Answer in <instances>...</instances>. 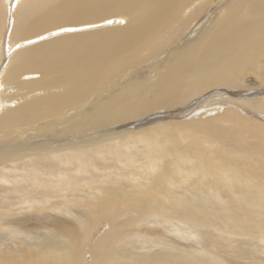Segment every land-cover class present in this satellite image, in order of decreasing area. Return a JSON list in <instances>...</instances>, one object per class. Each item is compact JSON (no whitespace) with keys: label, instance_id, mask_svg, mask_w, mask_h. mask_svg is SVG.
I'll use <instances>...</instances> for the list:
<instances>
[{"label":"bare ground","instance_id":"1","mask_svg":"<svg viewBox=\"0 0 264 264\" xmlns=\"http://www.w3.org/2000/svg\"><path fill=\"white\" fill-rule=\"evenodd\" d=\"M0 264H264V0H0Z\"/></svg>","mask_w":264,"mask_h":264},{"label":"rangeland","instance_id":"2","mask_svg":"<svg viewBox=\"0 0 264 264\" xmlns=\"http://www.w3.org/2000/svg\"><path fill=\"white\" fill-rule=\"evenodd\" d=\"M213 8V7H212ZM211 8V9H212ZM209 95H206L205 97H201V98H198V99H196V100H198V103L197 104H195L193 107H192V112H194V111H196V112H198V110L200 111V110H203V109H205L206 107L208 108L209 107V105H210V103H211V100L210 99H212V97H210ZM204 98V99H203ZM208 101H210V102H208ZM191 112V113H192ZM190 112H188V113H186V115H189V116H191L192 114H189ZM166 120H180L179 118H178V116L176 117V119H174V118H172V119H166ZM165 120V121H166Z\"/></svg>","mask_w":264,"mask_h":264}]
</instances>
